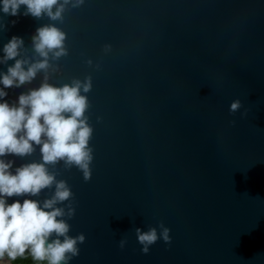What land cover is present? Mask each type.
Returning a JSON list of instances; mask_svg holds the SVG:
<instances>
[{
    "label": "water",
    "instance_id": "obj_1",
    "mask_svg": "<svg viewBox=\"0 0 264 264\" xmlns=\"http://www.w3.org/2000/svg\"><path fill=\"white\" fill-rule=\"evenodd\" d=\"M73 3L55 21L23 15L24 5L16 16L0 11V57L17 36L21 57L41 59L31 37L49 24L67 50L50 54L31 83L5 89L4 100L16 102L45 76L58 87L91 80L89 92L81 89L93 128L91 178L62 161L47 166L74 194L69 235H85L69 264H264V0ZM14 63H0V73ZM237 99L241 108L230 113ZM34 148L3 159L14 172L41 161ZM160 221L171 242L158 239L144 253L135 228L159 233Z\"/></svg>",
    "mask_w": 264,
    "mask_h": 264
},
{
    "label": "clouds",
    "instance_id": "obj_2",
    "mask_svg": "<svg viewBox=\"0 0 264 264\" xmlns=\"http://www.w3.org/2000/svg\"><path fill=\"white\" fill-rule=\"evenodd\" d=\"M70 2L0 0V11L16 16L24 5L23 15L37 19L46 15L55 21L62 19L65 6ZM82 3L83 0H74L72 6ZM31 39L33 50L41 59L21 57L24 41L17 36L3 45V56L0 57V63L15 61L6 72L0 73V84L3 85L0 88V261L5 258L15 261L27 253L37 264H69L79 254L78 244L85 241V235H69L70 224L65 217L71 219L75 214L74 194L67 182L57 180L56 174L47 166L62 161L66 169L76 167L80 170L85 181L91 178L93 149L89 141L93 128L85 116L89 103L87 97L81 95V89L87 93L92 85L90 78H86L84 82L74 80L58 87L49 84L45 76L39 88L22 92L16 102L10 104L4 100L5 89L20 88L31 83L38 72H47L50 54L52 59L67 55L65 34L53 24L38 27ZM240 108L241 101L233 100L229 111L235 113ZM34 146H39L40 162L25 163L13 172V161L3 159L8 155L29 156L35 150ZM53 186V194L43 201L25 198L23 202L18 199L10 204L7 202V198L13 196H38L42 190ZM65 201L68 202L66 209L58 206ZM158 227L159 233L157 227L150 226L146 231L135 228L144 253H148L158 239L171 242L170 229L163 221ZM119 244L123 248L126 240L121 239Z\"/></svg>",
    "mask_w": 264,
    "mask_h": 264
},
{
    "label": "trees",
    "instance_id": "obj_3",
    "mask_svg": "<svg viewBox=\"0 0 264 264\" xmlns=\"http://www.w3.org/2000/svg\"><path fill=\"white\" fill-rule=\"evenodd\" d=\"M11 264H37L33 261L29 254H25L24 257H18L15 261L10 260Z\"/></svg>",
    "mask_w": 264,
    "mask_h": 264
},
{
    "label": "rangeland",
    "instance_id": "obj_4",
    "mask_svg": "<svg viewBox=\"0 0 264 264\" xmlns=\"http://www.w3.org/2000/svg\"><path fill=\"white\" fill-rule=\"evenodd\" d=\"M0 264H11V262L7 258H5L4 260L0 261Z\"/></svg>",
    "mask_w": 264,
    "mask_h": 264
}]
</instances>
